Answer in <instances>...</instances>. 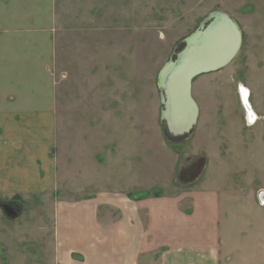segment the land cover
Returning <instances> with one entry per match:
<instances>
[{"label": "rangeland", "instance_id": "obj_1", "mask_svg": "<svg viewBox=\"0 0 264 264\" xmlns=\"http://www.w3.org/2000/svg\"><path fill=\"white\" fill-rule=\"evenodd\" d=\"M215 11L236 20L243 45L228 67L195 80L197 127L171 144L158 74ZM241 87L260 118L254 126L245 124ZM7 107L53 111L60 191L46 201L0 197V264L52 256L55 198L196 190L219 196L222 258L264 264V0H0V109Z\"/></svg>", "mask_w": 264, "mask_h": 264}, {"label": "crops", "instance_id": "obj_2", "mask_svg": "<svg viewBox=\"0 0 264 264\" xmlns=\"http://www.w3.org/2000/svg\"><path fill=\"white\" fill-rule=\"evenodd\" d=\"M10 109H0V197L57 196L53 111ZM84 196L50 201L55 252L31 264H230L221 256L219 196Z\"/></svg>", "mask_w": 264, "mask_h": 264}, {"label": "water", "instance_id": "obj_3", "mask_svg": "<svg viewBox=\"0 0 264 264\" xmlns=\"http://www.w3.org/2000/svg\"><path fill=\"white\" fill-rule=\"evenodd\" d=\"M242 45L243 33L236 20L224 11H215L162 67L157 78L160 122L169 143L190 139L197 127L200 109L193 97L195 80L228 67ZM3 210L9 218H16L12 207L3 206Z\"/></svg>", "mask_w": 264, "mask_h": 264}, {"label": "flooded vegetation", "instance_id": "obj_4", "mask_svg": "<svg viewBox=\"0 0 264 264\" xmlns=\"http://www.w3.org/2000/svg\"><path fill=\"white\" fill-rule=\"evenodd\" d=\"M237 95H238L241 107L243 109L245 124L247 123L250 126H254L256 124V122L259 121L260 118L257 115L254 107L251 104V101H250L251 95H250V93L248 94V96L245 97L243 95L242 87H241V88H239V90L237 92ZM248 104L250 105L249 106L250 108H248Z\"/></svg>", "mask_w": 264, "mask_h": 264}, {"label": "bare ground", "instance_id": "obj_5", "mask_svg": "<svg viewBox=\"0 0 264 264\" xmlns=\"http://www.w3.org/2000/svg\"><path fill=\"white\" fill-rule=\"evenodd\" d=\"M242 92H243V95L246 97V96H248V94H249V91L246 89V88H243L242 87ZM248 106H250L249 104H248ZM248 108H250V107H248ZM251 110V109H250ZM262 203H263V205H264V195L262 196Z\"/></svg>", "mask_w": 264, "mask_h": 264}]
</instances>
